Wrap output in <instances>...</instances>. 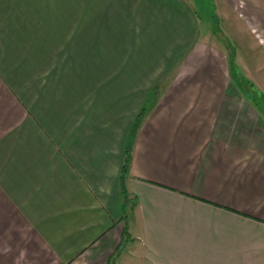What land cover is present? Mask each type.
<instances>
[{
  "label": "crops",
  "instance_id": "0c3cea01",
  "mask_svg": "<svg viewBox=\"0 0 264 264\" xmlns=\"http://www.w3.org/2000/svg\"><path fill=\"white\" fill-rule=\"evenodd\" d=\"M213 6L0 0V264H264V118L229 39L264 45V0Z\"/></svg>",
  "mask_w": 264,
  "mask_h": 264
},
{
  "label": "rangeland",
  "instance_id": "374dc122",
  "mask_svg": "<svg viewBox=\"0 0 264 264\" xmlns=\"http://www.w3.org/2000/svg\"><path fill=\"white\" fill-rule=\"evenodd\" d=\"M190 2L193 4L196 13L199 14L201 25H212L210 23V16L214 12L213 4L215 0H190ZM215 6H217L218 8V12L221 19L219 21V26H222L223 29H226V26L229 28L228 21L223 19L228 14L226 12L222 14L219 9L220 5L218 3L215 4ZM225 22H227V25ZM238 22L241 24L240 21ZM243 29H245V21L239 27L237 26V30H239V32ZM208 38L211 39V37ZM229 39L233 47H235V52L231 50L233 52L231 53L230 51L231 56H234V59L233 61H231L230 64V68L234 66V79H240V92L247 91L253 95L252 104L260 108V110L262 111L261 115L264 118V45L262 42L263 38L255 37L254 40V38H250V36H239L238 38L237 36H230ZM252 41L254 42V44L252 43L253 47L251 45Z\"/></svg>",
  "mask_w": 264,
  "mask_h": 264
},
{
  "label": "trees",
  "instance_id": "16d2710c",
  "mask_svg": "<svg viewBox=\"0 0 264 264\" xmlns=\"http://www.w3.org/2000/svg\"><path fill=\"white\" fill-rule=\"evenodd\" d=\"M127 169V165H124L123 169H122V173H124Z\"/></svg>",
  "mask_w": 264,
  "mask_h": 264
}]
</instances>
